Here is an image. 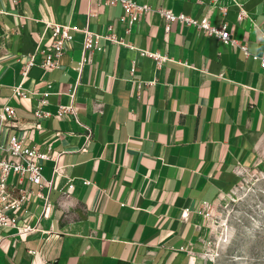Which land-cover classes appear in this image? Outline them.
I'll return each mask as SVG.
<instances>
[{"label": "crops", "instance_id": "obj_1", "mask_svg": "<svg viewBox=\"0 0 264 264\" xmlns=\"http://www.w3.org/2000/svg\"><path fill=\"white\" fill-rule=\"evenodd\" d=\"M135 1L152 11L127 29L121 5L103 0H0V106L14 110L0 138L17 134L24 145L61 151L64 171L49 189L48 217L32 199L38 230L0 229V264H192L211 232L203 204L262 161L260 61L194 25L175 20L166 30L156 9L226 24L264 56V0ZM44 21L100 34L111 25L131 47L100 38L103 50L84 52L83 34L73 32L60 66L45 71L42 50L52 38ZM17 85L24 97L14 95ZM68 105L74 114L58 116ZM53 164L42 167L46 180Z\"/></svg>", "mask_w": 264, "mask_h": 264}, {"label": "built area", "instance_id": "obj_2", "mask_svg": "<svg viewBox=\"0 0 264 264\" xmlns=\"http://www.w3.org/2000/svg\"><path fill=\"white\" fill-rule=\"evenodd\" d=\"M105 4L115 5L120 4L122 7L121 21L125 22L127 29L136 22L143 14L152 11L147 3H137L135 0H103ZM156 11L165 20V29H169L171 21L178 20L187 25H194L200 31L207 35H214L221 39L224 43L239 47L243 50L246 57L258 59L261 66L264 68V56H259L247 50L246 46L240 44L237 39L231 36L226 24L221 26L212 25L206 16L195 18L184 13L174 14L170 9L160 7ZM224 13L226 9H223ZM93 12L88 13L91 17ZM243 11L238 14V19H242ZM45 29L51 31V42L42 50L44 57L40 65L49 71L52 68L59 67L60 56L70 47L73 39V32H81L83 34L82 47L83 51L88 50H103L99 44L100 38L106 39L111 43L122 44L131 47L121 37L113 32L111 25L107 26V31L103 34L94 32L88 27H78L77 25H68L59 22L44 21ZM142 54H150L159 62L166 60L165 56H160L158 53H150L142 49H138ZM83 61L86 58H82ZM90 60V58H88ZM33 65L32 56L25 63L23 74ZM133 70V69H132ZM14 95L25 96V92L20 85L14 87ZM75 108L72 105L60 106L58 116H63L66 113L74 114ZM14 114L13 108L8 104L0 106V130L7 125L9 118ZM36 114L40 113L36 111ZM60 152L51 153L50 146L43 147L24 145L22 138L17 134H12L7 139L0 138V229L15 228L16 233L20 236L31 233L39 229L38 221L31 223L30 204L33 197L38 198L42 202L41 217H48L51 209V204L48 197L49 189L53 185V178L63 176V167L58 164ZM52 159V179L46 180L42 174V167L45 161ZM32 184L38 186L37 190L31 188ZM46 188V192L43 189ZM73 188L71 179H68L67 187L64 192L68 193ZM200 213L203 216L210 218L212 212L210 205L204 203ZM187 212L183 211L182 216Z\"/></svg>", "mask_w": 264, "mask_h": 264}, {"label": "rangeland", "instance_id": "obj_3", "mask_svg": "<svg viewBox=\"0 0 264 264\" xmlns=\"http://www.w3.org/2000/svg\"><path fill=\"white\" fill-rule=\"evenodd\" d=\"M210 234L192 264H264V157L210 205Z\"/></svg>", "mask_w": 264, "mask_h": 264}]
</instances>
